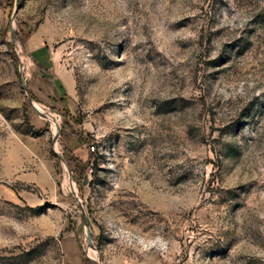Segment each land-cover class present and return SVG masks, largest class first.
I'll return each instance as SVG.
<instances>
[{"label": "rangeland", "instance_id": "obj_1", "mask_svg": "<svg viewBox=\"0 0 264 264\" xmlns=\"http://www.w3.org/2000/svg\"><path fill=\"white\" fill-rule=\"evenodd\" d=\"M0 264H264V0H0Z\"/></svg>", "mask_w": 264, "mask_h": 264}, {"label": "built area", "instance_id": "obj_2", "mask_svg": "<svg viewBox=\"0 0 264 264\" xmlns=\"http://www.w3.org/2000/svg\"><path fill=\"white\" fill-rule=\"evenodd\" d=\"M95 147H93V149H94Z\"/></svg>", "mask_w": 264, "mask_h": 264}, {"label": "bare ground", "instance_id": "obj_3", "mask_svg": "<svg viewBox=\"0 0 264 264\" xmlns=\"http://www.w3.org/2000/svg\"><path fill=\"white\" fill-rule=\"evenodd\" d=\"M36 106H37V104H36Z\"/></svg>", "mask_w": 264, "mask_h": 264}]
</instances>
